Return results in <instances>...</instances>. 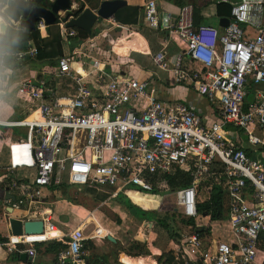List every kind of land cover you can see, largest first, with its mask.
<instances>
[{"label":"built area","instance_id":"2783aa9c","mask_svg":"<svg viewBox=\"0 0 264 264\" xmlns=\"http://www.w3.org/2000/svg\"><path fill=\"white\" fill-rule=\"evenodd\" d=\"M144 17L151 30L181 48L172 55L166 47L158 51L154 65L168 72L173 84H191L213 105L215 120L206 121L179 99L160 100L150 81L105 70L97 59L61 57L51 81L22 80L17 93L27 113L0 124L26 128L28 136L10 144V163L0 169V178L13 196L8 200L13 211L23 221H42L44 231L11 234L0 249L34 259L37 244L61 241L67 248L59 253L58 264H85V243L110 233L95 222L87 236L85 218L60 233L46 212L44 189H110L109 199L130 193L157 196L180 170L192 182L172 194L177 211L194 224L180 235L175 261L264 264L258 249L264 235V159L247 150L264 154V0L232 5L222 31L205 23L196 5L173 15L160 12L151 0ZM68 21L60 26L74 37L77 32L66 27ZM43 27L40 22L38 29ZM36 55V48L12 54L18 65ZM11 70L0 58V72ZM6 80L0 76L5 85ZM214 186L222 189L224 209L216 221L198 210L203 193L208 198ZM202 217L207 220L198 221Z\"/></svg>","mask_w":264,"mask_h":264},{"label":"crops","instance_id":"0c3cea01","mask_svg":"<svg viewBox=\"0 0 264 264\" xmlns=\"http://www.w3.org/2000/svg\"><path fill=\"white\" fill-rule=\"evenodd\" d=\"M83 1L85 7H90L92 9H97L102 2V0H78ZM126 5L122 7L117 13L125 10L128 7H133L138 9V24L135 26L123 25L116 21V15L111 19H99L93 27L92 34H89L90 37L81 44L78 48L76 45H73V39L78 35L77 28L73 29L77 32V35L74 37H68L64 34V29L60 26L61 21L67 19L65 16L58 17L57 21L54 24L47 25L45 21H38L34 29H37L42 38L51 37L50 30H57V32L62 37V52L63 57L67 56H81L86 59H97L101 62V67L105 70H110L114 73H121L123 75H129L138 80L150 81L156 88L157 97L160 100L172 101L174 99H179L185 102L188 106L194 109L203 119L208 122L215 120L216 113L214 111L213 105L203 96L195 92L191 84L185 85H176L171 81V77L168 72L158 69L152 62V57L155 53L162 50L166 47V51L169 55L175 54L181 50V48L175 42H172L168 39L167 35L160 34L151 30L148 26V23L144 17V6L148 1L151 0H124ZM158 3L160 12L165 11L173 15H177L180 11V8L186 5H196L205 20V23L213 27L218 28L220 31L223 30L224 26L220 25V19L224 17H219L217 14V7L215 9L210 7L211 2L216 3L219 0H203L201 3H198L196 0H155ZM231 1L232 5L239 2L240 0H227ZM7 0L1 1L0 5L5 6ZM218 5V4H217ZM0 18L3 20L4 25L6 26V32L8 33L11 29L18 30H30L25 27L20 26V22L15 23L11 19L7 18L4 15V11L0 12ZM218 19V25L212 23L213 19ZM40 22H43L44 27L39 30L38 26ZM68 23V22H67ZM66 23V25H67ZM120 26V27H119ZM124 27V28H123ZM31 29V30H34ZM80 30V29H79ZM86 32V31H85ZM0 31V35H6ZM31 47L29 49H34ZM27 49V50H29ZM13 52H7L0 54V58L6 60L7 66L11 68V72L4 71L0 72V76L7 78L6 85L0 82V121L1 122H10L13 120H18L27 113L26 103L22 101L20 96L17 93V86L24 79H39L43 78L44 80L51 81L57 73L59 60H55L53 64L48 62H41L31 59L28 60L24 65H18L13 60ZM13 62L14 65L13 66ZM36 62V66L32 63ZM62 89V88H61ZM252 89V87L250 88ZM21 103H23V110H19ZM0 128H5L6 131H0V169H5L9 166L10 163V144L18 140L27 139V129L12 127L8 125L0 124ZM8 129H20L23 132L10 131ZM249 152H253L255 156L259 159H264V154L262 151H252L251 148L247 147ZM170 188V187H169ZM70 188L62 185L60 187H51L43 190L44 199L48 203V209L46 212H51L53 215V223L57 226L60 233H66L82 220L86 219L87 228L89 225H93L94 229L96 228L97 222L102 228L110 233V236L116 239V243L110 241L108 238H96L89 240L92 242V246L85 249L86 252V261L85 264H147V256L153 257L157 263L159 257H155V253L152 254L150 249V255L146 256H131L126 254L125 249H129L130 245L134 241L139 240H130V243H120L119 237L116 236L113 231L116 228L120 227L122 223L121 218L117 217L116 222L113 223L111 228L104 227L100 221L96 218V214L99 212V209L93 210L92 217L89 215L90 210L85 209L83 205L78 203L72 197H69L68 191ZM76 189V188H75ZM83 190V189H82ZM85 192L89 194L88 196L93 197L94 201L101 202L98 199L99 195L106 194L108 195L107 203L111 202L114 199H109L110 192L109 190H99L97 188H88L84 189ZM109 192V193H108ZM86 194V195H87ZM155 195H145V194H121L127 196L132 202V198L140 203L144 204L150 208H143L145 210H153L158 205V202H155L159 195H171L172 199L173 194L171 191H159ZM98 195V196H97ZM132 197V198H131ZM9 198L13 199V196L9 193L8 188L5 183H3L2 178H0V240L7 239L12 233L10 229L9 219L11 217H17L21 219L20 213L13 211L11 203H9ZM87 199H92L88 198ZM105 200V201H106ZM96 201V202H97ZM152 201L155 203L152 204ZM104 202V201H103ZM119 205H123L118 202ZM125 209L129 212L125 205ZM172 210L177 211L176 205ZM83 212V213H82ZM85 213V214H84ZM130 213V212H129ZM179 213V212H178ZM180 214V213H179ZM132 215V214H131ZM181 215V214H180ZM142 222V231L145 234L151 232L153 223L147 220H139ZM94 218V219H93ZM120 218V219H119ZM119 219L120 222H117ZM91 223V224H90ZM151 223V224H150ZM155 224V223H154ZM160 227V226H159ZM149 229V230H146ZM190 231V226L187 227V230L184 233ZM167 233V232H166ZM181 231L178 235L184 234ZM205 235V234H204ZM170 238V237H169ZM171 239V238H170ZM176 239V238H175ZM171 239V240H175ZM148 240V239H147ZM178 238L172 243L174 245L173 250L176 249ZM3 242V241H0ZM61 242V241H56ZM147 243L148 246L151 243L147 241H140ZM62 243V242H61ZM116 245L114 252L110 253L108 249V244ZM49 244V243H48ZM47 244L41 245L40 247L35 246L36 248V257L32 259L26 253L14 252L8 254L3 249H0V262L1 264H58L56 261V256L52 253H47ZM86 245V243H85ZM172 249V248H171ZM170 249V250H171ZM172 253V252H171ZM168 255H172L175 260L174 252ZM262 256V254H261ZM161 264V263H159Z\"/></svg>","mask_w":264,"mask_h":264},{"label":"trees","instance_id":"16d2710c","mask_svg":"<svg viewBox=\"0 0 264 264\" xmlns=\"http://www.w3.org/2000/svg\"><path fill=\"white\" fill-rule=\"evenodd\" d=\"M4 1V0H0ZM231 1L220 2L217 5V14L219 17H229L232 7ZM116 21L129 26H135L138 24V9L133 7H128L125 10L117 13ZM51 37L42 38L40 32L37 29L34 30H18L11 29L6 35H0V54L7 52H21L26 51L31 47H35L37 49L36 57L32 58L33 60L41 62H48L53 64L55 60H59L63 57L62 52V37L57 32V30H50ZM78 35L73 39V45H76L78 48L84 42V40L88 39L90 35L83 31L77 30ZM31 60V59H30ZM190 176L184 171H177L174 175L168 177V191H175L177 189L186 188L191 185ZM108 198V195L102 194L98 196V199L101 202L105 201ZM118 202L122 203L126 206L129 212L139 220H147L154 222L156 225L160 226L163 230H165L168 236L171 239H179L180 232L179 227L177 228L176 220L180 219L182 224L186 227L192 226L194 221L192 219H187L182 217L175 210H169L164 215H161L160 212L156 210H145L141 207L134 204L127 196L120 195L117 199ZM198 210L202 214H207L212 217V220H220L224 216L223 209V193L222 189L219 186H214L210 196L206 198L204 201L200 202L198 205ZM117 222H120L119 219ZM201 232L204 233V230L201 229ZM7 239H1L0 241H6ZM45 244H37V247ZM88 245H93L91 241H87L85 245V249L88 248ZM47 253H52L56 256V261L59 253L62 250L67 248V244L53 241L51 243H47ZM258 249L260 254L264 252V235L260 237ZM126 254L131 256H146L150 255V249L147 243L134 241L131 243L129 249H125ZM147 264H163V257L160 256L158 258V262L151 257L147 256ZM164 264H179L174 260L172 255L166 256V262Z\"/></svg>","mask_w":264,"mask_h":264},{"label":"water","instance_id":"95a60500","mask_svg":"<svg viewBox=\"0 0 264 264\" xmlns=\"http://www.w3.org/2000/svg\"><path fill=\"white\" fill-rule=\"evenodd\" d=\"M126 5L124 0H102L97 9L85 7L78 0H7L5 6L0 5L4 15L13 22H20L21 27L34 29L38 21L47 25L54 24L58 17L69 18L67 28H77L92 34L93 27L99 19L114 18L117 12ZM229 19H220L221 26H228ZM11 233L14 236L23 234H40L44 231L42 221H23L17 217L9 219ZM116 243L112 236L107 237Z\"/></svg>","mask_w":264,"mask_h":264},{"label":"rangeland","instance_id":"374dc122","mask_svg":"<svg viewBox=\"0 0 264 264\" xmlns=\"http://www.w3.org/2000/svg\"><path fill=\"white\" fill-rule=\"evenodd\" d=\"M196 1L198 3H201L203 0H196ZM219 1L220 2H226L227 0H219ZM218 3L219 2H216V3L211 2L210 7L215 9V7H217ZM212 23L215 25H218L219 20L215 18L212 20ZM32 64L34 66L37 65L36 62H34ZM19 110L20 111L23 110V103H21ZM230 128L232 130H237L233 127H230ZM8 130L23 132V130H20V129H8ZM0 131L4 132V131H6V129L0 128ZM260 136L263 137L262 134H260ZM67 187L70 188L68 191L69 197H72L74 199L78 198L76 201L78 203H80L81 205H83L85 209H88L91 212H93V210L99 209V212L96 214V218L100 221V223L104 227L111 228L113 223L116 222L115 220L117 219V217L121 218L122 223L120 224V227L116 228V230L113 231V233H115L116 236L119 237L120 243H126L127 244V243H130L129 241L133 240V239L134 240L136 239L139 241H147V242L151 243V245H149V247L152 250V254L155 253V257L156 256L157 257H159V256L163 257V264L166 262V256H168L169 253L174 252V250H173L174 245L172 243H176V242H174L176 239L171 240L169 238L168 234L166 233V231L163 230L158 225L154 224L153 222H152L153 226H152L151 232L149 234H145L144 231H142V224L143 223L135 220L132 217L131 213H129L123 205L121 206V205H119V203H117V199L112 200L109 203L106 202L103 205H101V202H98L97 200H96L97 201L96 202V201H94L93 197L88 196L89 194H87L85 192L86 190L79 189V188H77V186H67ZM130 194H136V193H130ZM130 194H129V196H130ZM86 197L92 198V199H87ZM173 198H174V196H173ZM204 199H205V195L203 193L202 200L204 201ZM132 200L134 203L140 205L143 208H150L144 204L141 205L140 203H137V201H135L133 198H132ZM155 202H158L157 207H155V208L152 207L151 209L160 212L161 215H164L167 211L172 210L175 206L174 200L172 199L171 195H168V196H166L165 194L159 195V197H157ZM155 202L152 201V204ZM206 220L207 219L202 217V218H199L198 221H206ZM176 224H177L176 227L177 228L179 227V229H181L179 231H181L182 233H184L187 230V227L184 224H182L180 219L176 220ZM146 230H149V229H146ZM93 231H94V226L91 224L85 230V234L87 236H89L92 234ZM215 236H218L221 239H226V235H224L222 233H215ZM115 247H117V246L111 245L110 243L108 244V249L110 250V253L114 252Z\"/></svg>","mask_w":264,"mask_h":264},{"label":"bare ground","instance_id":"6f19581e","mask_svg":"<svg viewBox=\"0 0 264 264\" xmlns=\"http://www.w3.org/2000/svg\"><path fill=\"white\" fill-rule=\"evenodd\" d=\"M0 31H2L3 33H7L6 26L4 25L3 20L1 18H0ZM151 226L153 225L151 224Z\"/></svg>","mask_w":264,"mask_h":264},{"label":"clouds","instance_id":"9594fccd","mask_svg":"<svg viewBox=\"0 0 264 264\" xmlns=\"http://www.w3.org/2000/svg\"><path fill=\"white\" fill-rule=\"evenodd\" d=\"M0 12H3V9L2 8H0Z\"/></svg>","mask_w":264,"mask_h":264}]
</instances>
